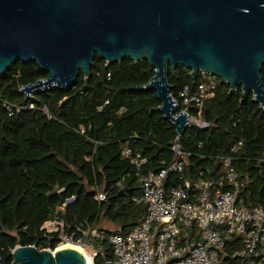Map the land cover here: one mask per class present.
Returning a JSON list of instances; mask_svg holds the SVG:
<instances>
[{"label": "trees", "instance_id": "1", "mask_svg": "<svg viewBox=\"0 0 264 264\" xmlns=\"http://www.w3.org/2000/svg\"><path fill=\"white\" fill-rule=\"evenodd\" d=\"M189 72L180 65L168 70L176 112L186 107L179 93L187 87L193 94L201 80ZM154 74L146 60L107 63L95 56L89 77L80 72L70 88H41L29 96L20 88L47 77L36 63L17 61L0 76V264H11L17 245L54 250L60 232L95 250L92 264L113 260L108 237L129 233L146 214L144 203L132 201L140 185L122 150L144 159L140 173H156L174 158L171 147L178 135L158 109L156 92L129 89L146 85ZM260 74L264 80V66ZM215 80L214 94L201 108L208 125L187 126L181 136L180 147L188 154L185 178L218 185L225 175L223 157H231L237 199L247 208L264 206V108L251 91L243 97L237 85L229 93L226 82ZM188 113L196 116L197 107L190 105ZM177 184L174 173L163 180L165 189ZM100 192L105 196L98 201ZM103 220L115 230L102 228ZM48 221L61 224L47 232ZM93 230L104 238L91 235Z\"/></svg>", "mask_w": 264, "mask_h": 264}, {"label": "water", "instance_id": "2", "mask_svg": "<svg viewBox=\"0 0 264 264\" xmlns=\"http://www.w3.org/2000/svg\"><path fill=\"white\" fill-rule=\"evenodd\" d=\"M95 56L107 63L146 60L155 74L135 91L151 90L180 143L189 117L176 112L168 70L180 65L221 78L233 93L251 91L264 108V0H0V76L17 61L36 63L45 79L22 87L30 95L70 88L90 76ZM71 200L66 201V205ZM57 249V247L55 248ZM11 264H88L78 250L15 246Z\"/></svg>", "mask_w": 264, "mask_h": 264}, {"label": "built area", "instance_id": "3", "mask_svg": "<svg viewBox=\"0 0 264 264\" xmlns=\"http://www.w3.org/2000/svg\"><path fill=\"white\" fill-rule=\"evenodd\" d=\"M198 74L201 80L196 91L189 94L184 87L178 98L186 106L181 111L188 115V124L206 127L208 123L201 117V108L213 96L216 80L210 73L199 71ZM109 75L108 72L107 79ZM172 99L178 107V99ZM190 105L197 107L196 116L188 113ZM241 145L239 141L231 148L232 152ZM171 150L173 161L156 173H140L144 159L129 148L122 150V155L136 168L140 185V194L132 201L144 203L146 214L129 233L116 232L108 237L114 258L105 264H264V206L247 208L237 199L239 184L231 157H223L225 175L218 185L210 180L193 183L184 175L188 154L177 140ZM169 173L177 175L179 184L165 189L163 180ZM225 184L230 187L224 188ZM104 196L100 192L95 198L100 201ZM52 223H55L54 228H51ZM59 224L61 222L48 221L43 227L51 232L56 231ZM91 235L104 238L95 230ZM73 237L63 232L59 234L61 241L73 243ZM76 244L91 248L82 238H78ZM92 251L90 264L96 255V251Z\"/></svg>", "mask_w": 264, "mask_h": 264}, {"label": "rangeland", "instance_id": "4", "mask_svg": "<svg viewBox=\"0 0 264 264\" xmlns=\"http://www.w3.org/2000/svg\"><path fill=\"white\" fill-rule=\"evenodd\" d=\"M53 225H51V228H54L55 226V223H52ZM102 228H104V229H107V230H115V227L112 225V224H110V223H108V222H106V221H102L101 222V225H100ZM69 241H61L60 243H59V245L57 246V248L58 247H60V246H62V245H64V244H75V245H78L79 247H80V253L81 254H85L87 257H88V259L90 258V261L92 260V256H93V251H92V249L91 248H87V247H84L83 245H80V244H76V243H72V242H69ZM51 250V249H50ZM55 250V249H54Z\"/></svg>", "mask_w": 264, "mask_h": 264}, {"label": "bare ground", "instance_id": "5", "mask_svg": "<svg viewBox=\"0 0 264 264\" xmlns=\"http://www.w3.org/2000/svg\"><path fill=\"white\" fill-rule=\"evenodd\" d=\"M68 243H69V242H68ZM63 248H72V249H75V250L80 251V247H79L78 245H75V244H64V245L58 247V248L55 249V250H59V249H63ZM84 256H85V258H86L88 264H90V262H91V261H90V258L88 259V257H87L85 254H84Z\"/></svg>", "mask_w": 264, "mask_h": 264}]
</instances>
